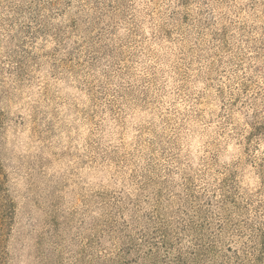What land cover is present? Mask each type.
Instances as JSON below:
<instances>
[{
    "label": "rangeland",
    "instance_id": "374dc122",
    "mask_svg": "<svg viewBox=\"0 0 264 264\" xmlns=\"http://www.w3.org/2000/svg\"><path fill=\"white\" fill-rule=\"evenodd\" d=\"M0 264H264V0H0Z\"/></svg>",
    "mask_w": 264,
    "mask_h": 264
}]
</instances>
